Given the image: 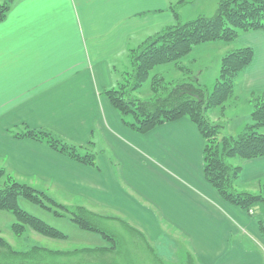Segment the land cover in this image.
Returning <instances> with one entry per match:
<instances>
[{"label": "crops", "instance_id": "0c3cea01", "mask_svg": "<svg viewBox=\"0 0 264 264\" xmlns=\"http://www.w3.org/2000/svg\"><path fill=\"white\" fill-rule=\"evenodd\" d=\"M174 20L173 0H13L0 21V167L45 193L71 194L67 205L136 227L166 264L175 263L168 255L177 254L179 240L195 264H264V237L254 219L261 207L248 214L204 179L196 126L183 117L137 133L103 93L130 69L116 76L117 61L127 56L129 63L131 50ZM236 39L253 50L234 85L251 100L252 92L264 91V31ZM225 106L211 111L222 115ZM24 126L94 151L97 167L14 137ZM236 162L239 187L264 183V157ZM144 248L134 264H153ZM125 255L121 250L119 257Z\"/></svg>", "mask_w": 264, "mask_h": 264}, {"label": "trees", "instance_id": "16d2710c", "mask_svg": "<svg viewBox=\"0 0 264 264\" xmlns=\"http://www.w3.org/2000/svg\"><path fill=\"white\" fill-rule=\"evenodd\" d=\"M190 0H178L182 5ZM13 0H0V21H2ZM147 38L136 49L130 51L128 58L130 71L125 72L122 82L116 87L105 89L103 93L112 107L119 113L124 125L140 134L147 133L154 127L166 122L188 118L197 128L203 139L202 171L204 179L215 189L219 197L242 211L252 214L253 209L264 204V183L256 190L239 187L238 179L241 165L229 160L237 157L249 160L264 157V91L253 104L252 122L246 124L237 134L221 133L220 122L209 117V111L222 108L234 94V85L240 73L252 60L253 50L241 46L226 53L220 61L219 75L208 91L198 79V75L187 76L178 80L166 81L163 75L151 72L155 67L173 63L181 71H190L180 65L194 46L207 41H234L240 34L264 31V0H218L215 12L211 16L199 15L192 20L179 21ZM190 74V73H188ZM187 74V75H188ZM149 80V89L153 95L142 98L137 92ZM259 93L252 92L251 97ZM12 133L14 131H11ZM16 138H29L44 142L50 148L83 165L97 167L96 153L87 148L59 138L45 129L24 126V130L13 133ZM4 167H0V209L9 210L15 217L11 232L21 236L25 227L32 231L55 239H65L66 234L42 219L21 209L17 198L22 195L59 216L69 215L82 229L99 233L110 245L79 247L70 250H53L31 246L24 251L16 250L0 237V264H117L107 260L122 250V242L113 231L104 224L118 222L134 238V242L148 248L155 264H166L158 257L144 235L136 227L115 217H108L89 210L82 205H67L57 202L47 193L29 184L18 182ZM11 176V177H10ZM264 209V208H263ZM257 217L258 228L264 237V221ZM142 240V241H141ZM178 252V260L167 264H195L187 248ZM107 260V261H106ZM45 262V263H44Z\"/></svg>", "mask_w": 264, "mask_h": 264}, {"label": "rangeland", "instance_id": "374dc122", "mask_svg": "<svg viewBox=\"0 0 264 264\" xmlns=\"http://www.w3.org/2000/svg\"><path fill=\"white\" fill-rule=\"evenodd\" d=\"M217 1L218 0H190L185 4L179 5L178 0H173V13H177V15L179 16V21L182 23L188 20H192L199 15L211 16L215 12ZM175 22L176 20H174L173 23ZM238 41V39H235L234 41L228 43L221 41H207L200 43L194 46L193 50L180 61V65L186 67L190 71H181L177 69L173 63H169L155 67L151 72V75L154 72L159 73V75L161 74L163 75V77H165L166 81L178 80L190 75H198L200 82H202L201 84L208 88V91H211L219 75L221 58L233 49L241 47L240 45H238ZM125 66H129V63H127V56H123L117 61L116 72H114L116 76H119V74L121 75V72L124 70ZM129 71L130 69H128V71L124 70L123 72L125 73ZM137 95L145 99L150 98L153 95L152 91L149 89V80L144 83L143 87L137 92ZM261 95L262 94L259 93L257 96H254L253 98L251 97L250 100V96H248V98L242 96L239 92L236 91L234 87V94L231 99L226 102V109L224 110L222 115L219 113L218 115H216L214 112L212 113V111L214 110L213 109L211 112L209 111V117L212 121L214 120V122L216 121L214 118H218L217 120L222 125V128H220V132L222 134H237L246 124L252 122L251 112L253 109V104L257 100L256 97L259 98ZM237 159L239 158L234 157L229 161L231 163L237 164ZM17 181L32 185L37 189L39 188L37 187L38 185L32 182L30 179L19 178L17 179ZM47 194L57 202L63 204L73 203L71 194H61L58 191L55 192L53 189H50ZM17 201L21 209L42 219L43 221L62 231L66 234V238H49L32 231L27 226L25 227L26 229L21 236H16L11 232L10 229L11 224L16 221L14 215L9 210L0 209V237L6 240L16 250L24 251L29 249L33 245L53 250H70L85 246L94 247L110 245V243L107 242L99 233L87 231L80 228L70 218L69 215L59 216L55 214L53 211L54 207H52V209H48L34 201L27 199L22 195L18 196ZM263 208L264 206H262L260 210H258L257 208L255 211L254 219L256 220V223L259 220L257 217L264 216ZM92 210L96 213L99 212L96 209ZM99 213H101V211ZM102 214H104V212H102ZM260 220L264 221V217H261ZM104 226L117 234L118 237L120 236V240L122 242V251L127 254V256L125 255V258L119 257V254L115 256H108L107 260H112L117 264H134L136 260V258L134 257L135 254L147 253L142 244H138L137 242L133 241L135 238L132 236L133 234L131 235L118 222H114L113 220L108 221L104 224ZM170 232L174 234L180 233L178 229H176L175 231H172L171 229ZM175 245L177 254L168 255V253L165 252V254L169 256L168 262L173 260L177 262L178 252L184 253V251L186 250V246L180 240L175 242ZM155 248L158 252H162L163 249L165 250V248L162 247L157 248L156 245ZM58 260L59 261L57 262V264H61V259L58 258ZM143 260H148V258H143ZM151 260L153 264H155L154 259L151 258ZM45 262L47 264H50V261L48 259Z\"/></svg>", "mask_w": 264, "mask_h": 264}]
</instances>
